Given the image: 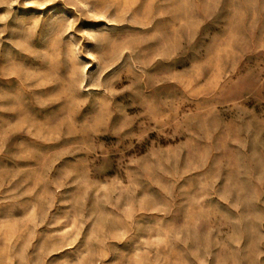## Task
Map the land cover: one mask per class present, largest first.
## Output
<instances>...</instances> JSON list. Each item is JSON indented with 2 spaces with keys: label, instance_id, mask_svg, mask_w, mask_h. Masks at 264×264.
Here are the masks:
<instances>
[{
  "label": "rangeland",
  "instance_id": "obj_1",
  "mask_svg": "<svg viewBox=\"0 0 264 264\" xmlns=\"http://www.w3.org/2000/svg\"><path fill=\"white\" fill-rule=\"evenodd\" d=\"M0 264H264V0H0Z\"/></svg>",
  "mask_w": 264,
  "mask_h": 264
}]
</instances>
